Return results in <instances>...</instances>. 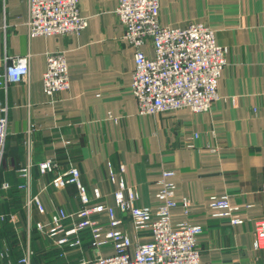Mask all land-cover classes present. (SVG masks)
I'll return each mask as SVG.
<instances>
[{
	"label": "crops",
	"instance_id": "1",
	"mask_svg": "<svg viewBox=\"0 0 264 264\" xmlns=\"http://www.w3.org/2000/svg\"><path fill=\"white\" fill-rule=\"evenodd\" d=\"M117 8L118 0H80V13L88 19L80 35L31 38L28 0H0V115L6 108L9 118L0 169V246L8 247L14 260L30 248L32 264L60 261L51 253L62 249L36 226L49 225L60 208L76 211L79 195L73 185L58 190L51 184L55 176L41 173L39 165L52 160L58 172L78 168L83 185L109 195L112 207L120 178L110 180L109 166L116 173L124 166L126 183L140 195L138 206L154 213L163 172L171 171L174 201H191L188 214L179 205L171 220L174 226L203 228L197 238L200 263L264 264V249L253 248L255 223L264 218V0H160L163 27L204 24L227 49L219 99L204 114L184 108L140 116L131 89L135 50L124 39ZM58 50L66 54L71 87L51 98L43 75L47 54ZM143 50L154 56L152 48ZM27 55L30 85L6 88L5 59ZM4 184L10 190L4 191ZM34 197L43 213L36 204L27 205ZM223 198L237 209L240 224L212 208ZM118 213L121 230L134 244L151 241V234L136 231L129 215ZM81 237V252L69 251L60 263L81 264L93 257L89 232Z\"/></svg>",
	"mask_w": 264,
	"mask_h": 264
},
{
	"label": "built area",
	"instance_id": "2",
	"mask_svg": "<svg viewBox=\"0 0 264 264\" xmlns=\"http://www.w3.org/2000/svg\"><path fill=\"white\" fill-rule=\"evenodd\" d=\"M124 26V39L135 50V71L132 92L138 102L140 116H154L189 108L194 114L210 112L219 99L218 80L227 64V49L217 42L215 31L204 24H190L183 29H169L161 24L160 0H118L116 10ZM88 26V19L80 13V0H28V34L31 38L52 36H77ZM152 48L153 57H148L143 48ZM4 86L11 84L30 85V55L7 57L4 61ZM43 87L47 96L56 98L71 87L69 69L64 51L47 54V68L43 75ZM0 115V169L4 160L8 137L9 118L7 109ZM109 178H120L119 189L113 192L116 206L108 203L109 195L99 189L89 191L81 181L78 168L58 172L59 164L45 160L40 165L44 175H54L51 184L58 190L66 185L77 188L79 207L76 211L60 208L51 215V223L37 224L36 229L52 239L55 248L62 249L60 258L69 251L81 252L82 232H89L93 257L81 264H201L197 250V238L203 232L200 226L187 223L174 226L171 211L181 205L189 213L191 201L181 204L174 201L175 185L168 182L174 175L163 172L158 193L160 206L157 212L138 206L140 195L124 178L125 168L116 173L110 165ZM26 177L28 170L21 172ZM4 184L3 190H10ZM25 189V186H20ZM36 204L41 213L43 207L37 197L27 200V205ZM212 208L222 211V216L233 225L241 223L227 198L214 200ZM129 215L137 232H148L151 241L134 244L128 233L122 231L119 213ZM107 218L106 224L100 220ZM70 221L69 225L66 222ZM106 228L108 230H106ZM61 236L60 238H57ZM253 248L264 249V218L255 223ZM65 248L67 250H65ZM106 251L111 253L106 254ZM35 252L13 259L6 246H0V264H32ZM233 264V263H225Z\"/></svg>",
	"mask_w": 264,
	"mask_h": 264
},
{
	"label": "rangeland",
	"instance_id": "3",
	"mask_svg": "<svg viewBox=\"0 0 264 264\" xmlns=\"http://www.w3.org/2000/svg\"><path fill=\"white\" fill-rule=\"evenodd\" d=\"M51 255H53V257L55 256L56 258H58L59 260H60V258H59V252L57 251V252H55L54 254L53 253H51ZM70 258V257H69ZM53 259V258H52ZM68 259V258H67Z\"/></svg>",
	"mask_w": 264,
	"mask_h": 264
},
{
	"label": "trees",
	"instance_id": "4",
	"mask_svg": "<svg viewBox=\"0 0 264 264\" xmlns=\"http://www.w3.org/2000/svg\"><path fill=\"white\" fill-rule=\"evenodd\" d=\"M60 262H65V260L60 259V261L58 262V264H62V263H60Z\"/></svg>",
	"mask_w": 264,
	"mask_h": 264
}]
</instances>
